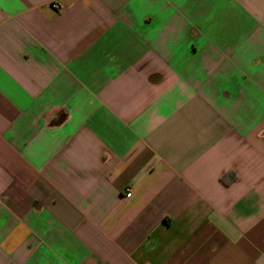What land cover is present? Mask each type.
I'll use <instances>...</instances> for the list:
<instances>
[{
    "label": "crops",
    "instance_id": "0c3cea01",
    "mask_svg": "<svg viewBox=\"0 0 264 264\" xmlns=\"http://www.w3.org/2000/svg\"><path fill=\"white\" fill-rule=\"evenodd\" d=\"M0 264H264V0H0Z\"/></svg>",
    "mask_w": 264,
    "mask_h": 264
},
{
    "label": "built area",
    "instance_id": "2783aa9c",
    "mask_svg": "<svg viewBox=\"0 0 264 264\" xmlns=\"http://www.w3.org/2000/svg\"><path fill=\"white\" fill-rule=\"evenodd\" d=\"M55 7H56V8H59L58 5H55ZM131 195H132V189H131V187H127V188H126V196H127V197H130Z\"/></svg>",
    "mask_w": 264,
    "mask_h": 264
}]
</instances>
